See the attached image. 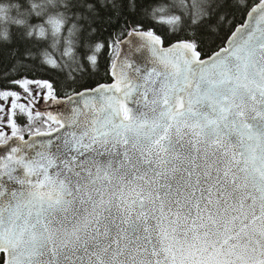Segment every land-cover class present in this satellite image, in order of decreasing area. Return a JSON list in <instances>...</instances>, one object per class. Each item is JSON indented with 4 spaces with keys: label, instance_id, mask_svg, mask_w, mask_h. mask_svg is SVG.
Instances as JSON below:
<instances>
[{
    "label": "snow or ice",
    "instance_id": "1",
    "mask_svg": "<svg viewBox=\"0 0 264 264\" xmlns=\"http://www.w3.org/2000/svg\"><path fill=\"white\" fill-rule=\"evenodd\" d=\"M142 2L67 0L89 37L118 25L87 66L71 49L46 62L22 28L0 42L3 78L24 73L0 87V264H264V0ZM148 20L188 33L167 43ZM125 34L151 53L143 72ZM106 47L112 82L93 83ZM45 65L70 69L66 102Z\"/></svg>",
    "mask_w": 264,
    "mask_h": 264
},
{
    "label": "trees",
    "instance_id": "2",
    "mask_svg": "<svg viewBox=\"0 0 264 264\" xmlns=\"http://www.w3.org/2000/svg\"><path fill=\"white\" fill-rule=\"evenodd\" d=\"M173 3V0H143L141 7L142 8H147L149 13L151 12V9L153 7H156L158 5H169L171 6ZM172 11L175 12L176 15H181L182 16V20L186 21V17L183 14V9L180 8L178 5L175 8L171 9ZM233 12H236L235 9L232 10ZM70 24L71 23H76L78 24V26H80V31H79V35L77 38V43L75 45V53L82 59V61L86 64L87 66V60L86 57L87 55H89V51L84 47V45L86 43H91V44H95L98 40H107V37L109 36V33L112 31L113 28L118 27V25H113L112 27H110L108 29L107 32H103L101 34L98 35H93L91 37L88 36V26L86 24L85 21L80 20L77 21L76 19H74L71 14H70ZM238 22L242 23L243 20L239 18V16L237 17ZM40 22V20L36 17H32V23H38ZM70 26V25H69ZM154 27L156 32L162 36H164L166 38L167 43H171L173 40H179L184 38L187 33H188V29L185 26H182V30L179 34L177 35H172L171 37H169L167 35L168 33V29L171 26L168 25H156L154 23H152L150 20L145 22L144 27L148 28V27ZM17 32L16 28H13L12 30V37L13 39H15V34ZM127 36V34H125L122 37V40ZM36 48L34 49L37 54L39 55V52L44 49V48H48L50 52L53 53V57L54 58H58V52H53L51 48H49L48 42L47 41H36ZM14 45H8L5 44L3 45V55H0V87L2 88H9L12 87L11 85H9L8 81L11 79H18L20 77V75H23L24 73H19L17 75H12L9 74V76L5 79L3 78L2 74L4 71L8 70L11 64V61L8 58L7 55V49L9 47H12ZM109 49L106 47L104 49V52L102 55L99 56V68L100 71L95 73V79L93 80V83L96 82V80H98L101 83H111L112 82V78L110 76H105V72L108 69V65H109ZM113 58H114V54H113ZM65 60H67L68 58L65 57ZM75 67V65H73V68ZM70 69L68 68H63V70H61L60 68L58 69H51L49 66L45 65L44 66V71L38 73V75L40 76V78L42 79H49L51 81H53L54 83V87L56 89H58V96L60 98H65L66 95H70L71 93L69 91H67L68 88L71 87V83L67 81V73ZM90 70V69H89ZM74 75H77V73H73ZM27 75L32 76L33 74L31 72H28ZM34 78V77H33ZM31 121H28L26 117L24 116H20L18 117V124L21 126H24L26 124H31ZM36 126H42V123L39 119H37L35 121V124L33 125V127ZM22 131L26 132L27 128H23ZM28 136L25 135V138H27Z\"/></svg>",
    "mask_w": 264,
    "mask_h": 264
},
{
    "label": "clouds",
    "instance_id": "3",
    "mask_svg": "<svg viewBox=\"0 0 264 264\" xmlns=\"http://www.w3.org/2000/svg\"><path fill=\"white\" fill-rule=\"evenodd\" d=\"M65 3L67 0H0V42L11 40L13 28H22L31 38L47 41L53 52H75L79 31L72 28L76 23L70 24V17L60 15ZM38 11L43 22L32 23ZM40 55L46 62L54 59L48 48L42 49Z\"/></svg>",
    "mask_w": 264,
    "mask_h": 264
},
{
    "label": "water",
    "instance_id": "4",
    "mask_svg": "<svg viewBox=\"0 0 264 264\" xmlns=\"http://www.w3.org/2000/svg\"><path fill=\"white\" fill-rule=\"evenodd\" d=\"M141 44L142 41L140 40L139 37L126 36L123 39V42L118 45V50L120 52L121 60H127V62L132 65L131 69H129L130 75L135 74V69L137 67H139L142 72L150 67L151 53L145 48H140ZM65 102H66V98H65ZM43 106H44V102L41 101L38 107H43ZM57 107L60 106L53 105L54 109ZM40 110L43 111L44 107L41 108ZM4 181L6 183H11L10 181H7V177H4ZM14 186L18 187V185H14Z\"/></svg>",
    "mask_w": 264,
    "mask_h": 264
},
{
    "label": "rangeland",
    "instance_id": "5",
    "mask_svg": "<svg viewBox=\"0 0 264 264\" xmlns=\"http://www.w3.org/2000/svg\"><path fill=\"white\" fill-rule=\"evenodd\" d=\"M15 90H16V89H15ZM17 90H19V89L17 88ZM21 103H26V101H23V100H22ZM33 111H35V110L33 109ZM9 131H10V130H9Z\"/></svg>",
    "mask_w": 264,
    "mask_h": 264
}]
</instances>
